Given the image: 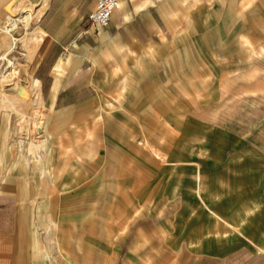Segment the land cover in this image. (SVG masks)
I'll use <instances>...</instances> for the list:
<instances>
[{
    "label": "crops",
    "instance_id": "1",
    "mask_svg": "<svg viewBox=\"0 0 264 264\" xmlns=\"http://www.w3.org/2000/svg\"><path fill=\"white\" fill-rule=\"evenodd\" d=\"M254 1L264 4L247 3ZM216 2L118 0L100 27L86 18L96 0H0V64L8 68L13 51L24 61L15 91H0V123L4 112L10 124L27 111L42 126L30 138L33 123L12 130L0 124V264H232V255L240 264H264V153L215 130L207 159L196 152L168 157L175 146L165 133H156V146L147 140L156 125L149 112L170 114L153 78L168 77L184 21L196 25ZM169 4L180 14L176 27H169ZM22 36L27 47L15 45ZM19 85L27 97L18 95ZM26 99L29 107L15 102ZM20 130L28 156L17 141ZM216 138L229 146H217ZM188 158L197 166L184 173ZM160 163L169 169L158 174ZM142 174L145 190L136 184ZM202 179L207 208L196 193ZM125 191H166L174 200L176 213L160 206L156 214L161 235L147 234L140 220L149 210L134 193L120 206ZM34 207L37 218L29 222Z\"/></svg>",
    "mask_w": 264,
    "mask_h": 264
},
{
    "label": "rangeland",
    "instance_id": "2",
    "mask_svg": "<svg viewBox=\"0 0 264 264\" xmlns=\"http://www.w3.org/2000/svg\"><path fill=\"white\" fill-rule=\"evenodd\" d=\"M247 1L242 3L241 0H224V2L217 0L215 4L210 5L212 9L209 13H200L196 25L191 20H185L183 23L185 35L174 41L176 59L170 58L168 61V77L153 78V87L167 103L170 114L160 115L154 111L149 112V117L156 125L151 127L152 132H147V140L149 144L156 146V133L167 134L169 148L175 146L168 150V157H177L181 154L190 157L201 153L207 159L210 149L206 146V142L212 140L211 134L214 130L217 134L233 133L264 153V4L255 1L249 4ZM168 8L169 10L173 8L174 11L173 16L169 14L173 17L169 20V27H176L177 18L180 17L178 9L174 4H169ZM19 39L15 45L27 47V37L22 36ZM16 53L10 52L7 57L11 58L19 69V77H13L11 80L19 83L24 61L19 60L15 56ZM5 66L4 60L0 64V70ZM8 84L0 81V91L14 92L15 87ZM175 93L180 94L181 98ZM15 102L18 105L22 103L19 107H29L31 100ZM43 112L38 110L34 115L42 121V125L45 121ZM28 113L24 111L23 115L11 116L12 120L9 124L4 112L0 124L4 125L5 129L9 127L12 130L16 124L18 129L20 127L29 129L28 125L33 123L36 131H26V134H29L30 138L36 137L37 131H40L42 126H36L32 121L34 118ZM23 132L20 130L16 133L17 141L21 145L19 147H23L24 156H28L29 139L23 137L26 135ZM19 138L23 140L19 142ZM225 141L223 138H216L217 146L222 145L223 148L229 146ZM193 147L196 149L193 150ZM237 151L242 153L246 150L239 147ZM187 160L190 161L185 162L181 168L184 173H191V167L197 164L190 163L193 160L189 158ZM155 166L151 165V167ZM167 166L169 165L160 163L157 165L156 173L169 169ZM184 183L190 185L191 180L185 179ZM203 183V179L197 180L199 190L196 193L207 208V196L201 194L204 192ZM136 184L141 190L147 188L145 174L137 179ZM133 193L137 203L146 204L149 210L150 214L146 213L147 216L140 220L147 222L149 226L147 234L161 235L164 227L161 223L162 219L156 214H159L160 206L173 214L176 213L174 200L166 191H139V193L125 191L123 194H118L120 206L127 207L128 201L131 198L135 199ZM35 207L34 210H28L29 222H34L37 218ZM173 226L174 222L172 228ZM232 256H234L232 260L236 262L232 264H240L239 255ZM221 264H225L223 260Z\"/></svg>",
    "mask_w": 264,
    "mask_h": 264
},
{
    "label": "built area",
    "instance_id": "3",
    "mask_svg": "<svg viewBox=\"0 0 264 264\" xmlns=\"http://www.w3.org/2000/svg\"><path fill=\"white\" fill-rule=\"evenodd\" d=\"M117 5L118 0H96L94 8L87 12L86 18L100 27H105L109 24L111 13Z\"/></svg>",
    "mask_w": 264,
    "mask_h": 264
},
{
    "label": "bare ground",
    "instance_id": "4",
    "mask_svg": "<svg viewBox=\"0 0 264 264\" xmlns=\"http://www.w3.org/2000/svg\"><path fill=\"white\" fill-rule=\"evenodd\" d=\"M28 16V15H27ZM25 19V18H24ZM26 21H27V17H26ZM29 22V21H28ZM21 24V23H20ZM28 24V23H26ZM12 26V24H11ZM8 28V27H7ZM14 28V27H13ZM16 28V27H15ZM15 35V34H13ZM7 65L8 68H3L2 70H0V78L7 80V82L9 83V86L12 87H16L17 86V81H13L11 80L13 77H19L18 73H19V69L16 66V64H14L12 59H7ZM17 79V78H16ZM18 80V79H17ZM17 93L18 95H20L21 97H27V92L25 91V88L22 85H19L17 88ZM40 124V123H39Z\"/></svg>",
    "mask_w": 264,
    "mask_h": 264
}]
</instances>
